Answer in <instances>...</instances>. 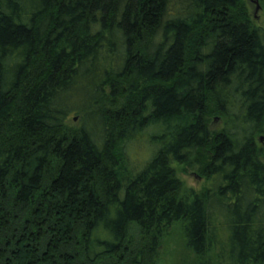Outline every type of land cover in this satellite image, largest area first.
I'll return each mask as SVG.
<instances>
[{"label": "trees", "instance_id": "obj_1", "mask_svg": "<svg viewBox=\"0 0 264 264\" xmlns=\"http://www.w3.org/2000/svg\"><path fill=\"white\" fill-rule=\"evenodd\" d=\"M153 127L134 171L125 144ZM263 133L246 0H0V264H156L175 222L192 264H264ZM205 148L204 191L181 194L173 163Z\"/></svg>", "mask_w": 264, "mask_h": 264}, {"label": "rangeland", "instance_id": "obj_2", "mask_svg": "<svg viewBox=\"0 0 264 264\" xmlns=\"http://www.w3.org/2000/svg\"><path fill=\"white\" fill-rule=\"evenodd\" d=\"M264 0H246L248 12L255 23L264 26ZM259 4V9L257 5ZM98 109V106L91 110ZM87 111V110H86ZM84 110H73L66 120L68 128L77 130L82 126L86 115ZM93 122V123H92ZM91 124L98 128L96 119ZM225 123V118L221 114L211 112L209 116V126L212 132L219 131ZM152 133V134H151ZM159 127H153L152 130L146 128L143 132L128 140L125 144L126 154L129 166L134 171H138L154 156L159 148L158 143L150 138V135L161 134ZM264 136V133L261 135ZM259 145L263 149L264 158V140L258 137ZM211 151L208 148L195 149L191 152L189 159L184 162H174L177 177L182 181L181 194H187L192 190L198 193L204 191L206 176L203 167L211 157ZM156 264H192L197 259L195 253L188 246L182 222H175L168 229L157 247ZM212 256V254H209Z\"/></svg>", "mask_w": 264, "mask_h": 264}, {"label": "water", "instance_id": "obj_3", "mask_svg": "<svg viewBox=\"0 0 264 264\" xmlns=\"http://www.w3.org/2000/svg\"><path fill=\"white\" fill-rule=\"evenodd\" d=\"M259 4L257 5V9H259ZM261 140H264V136H261Z\"/></svg>", "mask_w": 264, "mask_h": 264}]
</instances>
